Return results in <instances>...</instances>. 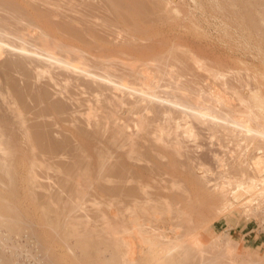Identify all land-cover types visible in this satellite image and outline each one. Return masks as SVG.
I'll return each mask as SVG.
<instances>
[{"label": "rangeland", "instance_id": "1", "mask_svg": "<svg viewBox=\"0 0 264 264\" xmlns=\"http://www.w3.org/2000/svg\"><path fill=\"white\" fill-rule=\"evenodd\" d=\"M8 1L0 264H264V0Z\"/></svg>", "mask_w": 264, "mask_h": 264}, {"label": "bare ground", "instance_id": "2", "mask_svg": "<svg viewBox=\"0 0 264 264\" xmlns=\"http://www.w3.org/2000/svg\"><path fill=\"white\" fill-rule=\"evenodd\" d=\"M28 1H29V0H28ZM34 1H35V0H34ZM68 1H69V0H68ZM71 1H72V0H71ZM73 1H74V0H73ZM3 2H4V0H3ZM40 2H41V1H40ZM43 2H44V1H43ZM9 3H13V1L10 2V0H9V1H8V4H9ZM16 3H17V2H16ZM3 4L6 5L5 2H4ZM13 4H15V3H13ZM13 4H11V5H12V6H15V5H13ZM17 4H19V3H17ZM28 4H29V3H28ZM32 4H33V3H32ZM19 5H20V4H19ZM29 5H30V7H32L31 4H29ZM17 6H18V5H17ZM17 6H15L14 11H15V10L17 11V10L20 9V8L18 9ZM6 7H7V5H6ZM37 7H38V6H37ZM51 7H52V6H51ZM12 8H14V7H12ZM22 8H23V7H22ZM27 8L29 9V7H27ZM54 8L56 9V7H54ZM59 8H60V7H59ZM136 8H137L138 10H141L140 12H146V13H148V12L151 11V10H149V6H146V5H144L143 3H141V6L139 5V6H137ZM10 9H11V8H10ZM24 9H25V8H24ZM36 9H37V8H36ZM38 9H39V8H38ZM11 10H12V9H11ZM26 10H27V9H26ZM42 10H43V9H42ZM42 10H39V12L37 11V12H38V13H36L37 16L40 15V14L42 15V13H43V11H44L45 9H44L43 11H42ZM16 11H15V12H16ZM21 11H22V10H21ZM40 11H41L42 13H41ZM15 12H14V14H15ZM17 12H19V11H17ZM23 12H24V11H23ZM23 12H22V13H23ZM46 12H47V11H46ZM116 13H117L116 15H117L119 18H122L123 21L125 20V19H124V18H125V17H124L125 15H124L123 13L118 12V11H116ZM24 14H25V13H24ZM36 14L34 13L35 16H33V15H32V16H33V17H37ZM44 14H45V12H44ZM44 14H43L42 17H41V15H40L39 20H40V18L42 19V18L44 17ZM63 14H65V13H63ZM45 15H46V14H45ZM25 16H26V15H25ZM32 16L30 17L31 19H30L29 16H28V21H29V19H30V20L34 23ZM67 16H68V15H67ZM114 16H115V15H114ZM11 17H13V16H11ZM15 17H16V16H15ZM44 18H45V17H44ZM77 18H78V17H77ZM68 19H69V18H68ZM71 19H72V18H71ZM80 19H81V18H80ZM116 19H117V18L115 17V20H116ZM0 20H1V19H0ZM23 20H24V19H23ZM43 20H44V19H42L41 21H43ZM61 20H62V19H61ZM77 20H78V19H77ZM82 20H83V19H82ZM1 21H2V20H1ZM3 21H4V20H3ZM28 21H27V22H28ZM31 21H29L30 24L32 23ZM50 21H51V20H50ZM55 21H56V20H55ZM64 21H65V20H64ZM69 21H70V20H69ZM71 21H72V20H71ZM79 21H80V20H79ZM120 21H121V20H120ZM18 22H19V21H18ZM29 22H28V23H29ZM45 22H46V21H45ZM48 22H49V21H48ZM72 22H73V21H72ZM74 22H76V20H75ZM74 22H73V23H74ZM81 22H82V21H81ZM4 23H6V22L4 21ZM13 23H14V22H13ZM39 23H40V22H39ZM42 23H44V21H43ZM54 23H55V22H54ZM59 23H60V22H59ZM70 23H71V22H70ZM73 23H71V24H73ZM8 24H9V23H8ZM8 24H2V23H0V55L3 54V52H4V51H3V47H5V46L7 45V44L4 45V44H5L4 42H5V40L7 39L6 37H8L9 35H11V36L14 35V34H13V33H14V31H13L14 28L11 27L12 25H11V26H8ZM16 24H17V23H16ZM16 24H15V25H16ZM18 24H19V23H18ZM24 24H25V22H24ZM30 24H28V25L30 26ZM46 24H47V23H46ZM50 24H51V23H50ZM56 24H57V21H56ZM32 25H34V24H32ZM35 25H36V22H35ZM45 26H46V25H45ZM56 26H58V24H57ZM77 26H78V22H77ZM31 27H32V26H31ZM37 27H38V26H37ZM40 27H41L40 30H42L44 26H40ZM54 27H55V26H54ZM71 27H72V26H71ZM75 27H76V26H75ZM78 27H79V26H78ZM86 27H87V26H86ZM136 27H138V24H136ZM17 28H18V25H17ZM32 28H34V26H33ZM56 28H57V27H56ZM59 28H60V27L58 26L57 29H59ZM68 28L71 29L70 27H68ZM76 28H77V27H76ZM89 28H90V27H89ZM15 29H16V28H15ZM51 29H52L51 27H50V29L48 28V31L51 32V31H50ZM64 29H65V28H64ZM64 29H63V28H62L61 30L59 29V30L56 31V32L59 33V31H60L59 34H61L62 32H64V31H62V30H64ZM84 29L86 30L85 33H87V32L89 31L87 28H84ZM84 29H83V30H84ZM65 30H67V29H65ZM18 31H19V30H18ZM42 31H44V29H43ZM42 31H40V32H42ZM83 32H84V31H83ZM43 33H45V32H43ZM51 33H52V32H51ZM45 34H46V33H45ZM54 34H55V33H54ZM54 34L52 33V36H55ZM56 34H57V33H56ZM63 34H64V36L66 35L65 32H64ZM68 34H69V33H67V35H68ZM71 34H72V33H71ZM71 34H69V37H70ZM74 34H75V33H74ZM93 34H94V33H93ZM15 35H16V34H15ZM26 35H27V34H26ZM31 35H32V34H31ZM31 35H29V36L31 37ZM34 35H35V34H34ZM84 35H85V34H84ZM84 35H83V36H84ZM86 35H87V34H86ZM11 36H10V37H11ZM19 36L21 37V35H19ZM22 36H23V35H22ZM47 36H48V35H47ZM56 36H57V35H56ZM62 36H63V35H62ZM89 36H90V35H89ZM89 36H88V37H89ZM16 37H18V36L16 35ZM16 37H15V39H16ZM33 37H34V36L32 35V38H33ZM44 37H45V36H44ZM50 37H51V36H50ZM66 37H67V36H65V38H66ZM72 37H73V36H72ZM97 37H99V36H97ZM97 37H96V38H97ZM12 38H14V36H13ZM18 38H19V37H18ZM35 38L38 39L39 37L37 38V37L35 36ZM35 38H33L32 40H28L29 37H28V39H26L25 37H21V41H22L23 43H27V42H31V41L33 42V40H34ZM58 38H59V37H58ZM58 38H57V39H58ZM61 38H62V37H61ZM61 38H60V39H61ZM91 38H92V36H91ZM9 39H10V38H9ZM15 39H14V40H15ZM25 39L28 40V41H27V42H24V41H26ZM54 39H56V37H54L53 40H54ZM103 39H104V38H103ZM105 39H106V38H105ZM114 39H115V38H114ZM16 40H18V39H16ZM19 40H20V39H19ZM42 40H43V39H42ZM62 40H63V39H62ZM68 40H69V39H68ZM34 41L37 42L38 40H34ZM55 41H56V40H55ZM57 41H59V40H57ZM69 41H70V40H69ZM93 41H94V40H93ZM103 41H104V40H103ZM109 41H110V40H109ZM126 41H127V39H126ZM133 41H134V40H133ZM14 42H16V41H14ZM117 42H118V41H117ZM8 43H9V42H8ZM19 43H20V42H19ZM23 43H22V45H23ZM56 43H57V42H56ZM110 43H111V42H110ZM13 44H14V43H13ZM42 44H43V43H42ZM42 44H41V45H42ZM58 44H59V43H58ZM95 44H96V43H95ZM32 45H33V44H32ZM35 45H36V44H35ZM37 45H38V44H37ZM44 45H45V44H44ZM63 45H65V44H63ZM66 45H67V43H66ZM92 45H94V44H92ZM14 46H15V45H14ZM14 46H13V48H14ZM25 46H26V44H25ZM133 46H134V45H133ZM7 47H8V45H7ZM30 47H31V46H30ZM39 47H40V46H39ZM39 47H38V48H39ZM43 47H44V46H43ZM53 47H54V46H53ZM60 47H61V46H60ZM65 47H66V46H65ZM95 47L98 48V46H96V45H95ZM99 47H100V46H99ZM8 48H9V47H8ZM10 48H11V46H10ZM10 48H9V50H10ZM13 48H11V49H13ZM139 48H140V46H139ZM148 48H149V47H148ZM14 49H15V48H14ZM14 49H13V50H14ZM21 49H22V48H21ZM21 49H15V50H17V51L20 50V51H21ZM40 49H41V48H40ZM45 49H46V48H45ZM98 49L100 50V48H98ZM101 49H102V48H101ZM103 49H106V48H103ZM133 49H134V48H133ZM23 50H24V49H23ZM25 50H26V49H25ZM25 50H24V51H25ZM32 50H33V49H32ZM67 50H69V49L67 48ZM99 50H98V51H99ZM136 50H137V49H136ZM24 51H23V52H24ZM30 51H31V50H30ZM39 51H40V50H39ZM55 51H56V50H55ZM55 51H54V52H55ZM79 51H80V50H79ZM82 51H83V50H82ZM98 51H97V52H98ZM153 51H154V50H153ZM14 52H15V51H14ZM25 52L28 53V51H25ZM25 52H24V53H25ZM49 52H50V51H49ZM54 52H50V53H54ZM62 52H63V50H62ZM64 52H66V51H64ZM70 52H71V51H70ZM84 52H85V51H84ZM118 52H119V51H118ZM24 53H23V54H24ZM35 53H36L37 55H39L41 59H42V58H46L45 60H48V59H47V56L44 55L43 52H42V54H40V53H38V52H35ZM46 53H47V51H46ZM68 53H69L68 51H67L66 53H64L65 56L62 57V58L64 59V58L66 57V54H68ZM85 53H86V52H85ZM104 53H105V52H104ZM119 53H120V52H119ZM157 53H158V52H157ZM33 54H34V53H32L31 56H32ZM47 54H48V53H47ZM72 54H73V53H72ZM78 54H79V53H78ZM125 54H126V53H125ZM149 54H150V53H149ZM152 54H153V53H152ZM34 55H35V54H34ZM48 55L50 56V58L52 57L50 54H48ZM57 55H59V54H57ZM69 55H70V54H69ZM108 55H111V54H107L106 56L108 57ZM129 55H130V53H129ZM132 55H133V54H132ZM154 55H156V54H154ZM4 56H5V55H4ZM35 56H36V55H35ZM60 56H61V53H60ZM60 56H53V58H55V59L59 58V60H60V58H61ZM80 56H81V55H80ZM9 57H10V56H9ZM67 57H68V56H67ZM67 57H66V58H67ZM70 57H71V56H70ZM81 57H82V56H81ZM95 57H96V56H95ZM98 57H99V56H98ZM104 57H105V56H104ZM36 58H37V56H36ZM40 58H37V60L40 59ZM80 59H81V58H80ZM94 59H95V58H94ZM97 59H98V58H97ZM12 60H13V59H12ZM52 60H53V61H56V60H54V59H51L50 61H52ZM59 60H58V61H59ZM64 60L67 61L68 58H67V60H66V59H64ZM75 60H76V59H75ZM84 60H85V59H84ZM100 60H101V59H100ZM3 61H4V60H3ZM13 61H14V62H11V63H9L8 61H7V62H8V64H10V65L15 64L16 62H19V65H20V64L22 65V63H20L19 60H16V61H15V59H14ZM39 61H41V60H39ZM69 61H70V60H69ZM97 61H98V60H97ZM101 61H103V60H101ZM36 62H37V61H36ZM56 62H57V61H56ZM59 62H61V61H59ZM63 62H64V61H63ZM3 63H4V62H3ZM3 63L1 62V64H3ZM23 63H24V62H23ZM25 63H26V62H25ZM25 63H24V64H25ZM37 63H38V62H37ZM47 63H49V62H47ZM50 63H51V62H50ZM50 63H49V64H50ZM53 63H54V62H53ZM89 63H90V62H89ZM91 63H92V62H91ZM97 63H98V62H97ZM26 64H27V63H26ZM29 64H30V63H29ZM33 64H34V63H33ZM68 64H70V63H68ZM68 64H67V65H68ZM19 65H17V63H16V66H14V67H18ZM21 65H20V66H21ZM44 65H45V64H44ZM64 65H65V64H64ZM82 65H83V64H82ZM93 65H94V67H95V64H93ZM98 65H99V64H98ZM12 66H13V65H12ZM34 66H35V65H33V67H34ZM52 66H53V65H52ZM60 66H61V65H60ZM101 66H103V65H101ZM101 66H100V68H101ZM105 66H106V65H105ZM2 67L4 68L3 65H2ZM5 67H6V66H5ZM22 67H23V66H22ZM26 67H27V65H26ZM37 67H38V66H37ZM40 67H41V66H40ZM44 67H46V66H44ZM58 67H59V66H58ZM62 67H63V66H62ZM85 67H87V66L85 65ZM3 68H2V69H3ZM6 68H10V67L7 65ZM104 68H105V67H104ZM28 69H30L29 66H28ZM36 69H37V68H36ZM36 69H35V70H36ZM0 70H1V69H0ZM3 70H4V69H3ZM3 70H2V71H3ZM5 70H6V69H5ZM37 70H38V69H37ZM66 70H67V69H66ZM68 70H69V69H68ZM24 71L27 72V69H25ZM70 71H71V70H70ZM81 71H82V69H81ZM81 71H80V72H81ZM21 72H23V70H22ZM28 72H29V71H28ZM33 72H34V71H33ZM67 72H68V71H67ZM71 72H72V71H71ZM83 72H84V69H83ZM83 72H81V73H83ZM117 72H118V71H117ZM23 73H24V72H23ZM72 73H73V72H72ZM105 73H106V70H105ZM27 74H28V73H27ZM54 74H55V73H54ZM65 74H66V73H65ZM83 74H84V73H83ZM86 74H87V73H86ZM90 74H91V76H92V73H90ZM160 74H161V73H160ZM52 75H53V74H52ZM54 76H55V75H54ZM77 76H78V75H77ZM101 76H102V75H101ZM143 76H145V75H143ZM78 77H79V76H78ZM136 77H137V76H136ZM103 78H104V77H103ZM103 78H102V79H103ZM161 78H162V77H161ZM161 78H160V79H161ZM54 79H55V78H54ZM150 79H151V78H150ZM55 81H57V80H55ZM87 81H88V80H87ZM95 81H96V80H95ZM111 81H112V80H111ZM104 82H105V79H104ZM191 82H192V80H191ZM195 82H196V81H195ZM1 83H2V82H1ZM135 83H136V82H135ZM188 83H189V82H188ZM188 83H187V84H188ZM193 83H194V80H193ZM198 83H199V82H198ZM4 84H5V83H4ZM10 85H11V84H10ZM10 85L8 84V87H9ZM13 85H14V83H13ZM97 85H98V84H97ZM122 85H123V84H122ZM133 85H134V84H133ZM149 85H150V84H149ZM188 85H190V84H188ZM200 85H201V84H200ZM0 86H1V84H0ZM3 86H4V85H3ZM124 86H125V85H124ZM150 86H151V85H150ZM150 86H148V87H150ZM190 86H191V85H190ZM192 86H193V85H192ZM198 86H199V85H197V87H198ZM5 87H6V86H5ZM88 87H89V86H88ZM92 87H93V86H92ZM141 87H142V86H141ZM148 87H147V88H148ZM202 87H203V86H202ZM3 88H4V87H3ZM97 88H98V87H97ZM193 88H195V87H193ZM91 89H92V88H91ZM122 89H123V88H122ZM129 89H130V88H129ZM196 89H197V88H196ZM96 90H97V89H96ZM101 90H102V89H101ZM9 91H10V92H11V91L13 92L12 89L9 90ZM18 91H19V89H18ZM44 91H45V90H44ZM44 91H43V92H44ZM98 91H99V90H98ZM127 91H128V90H127ZM139 91H140V90H139ZM198 91H199V90H198ZM43 92H42V94H44ZM111 92H113V90H111ZM130 92H131V90H130ZM132 92H133V91H132ZM6 93H7V92H6ZM11 94H12V93H11ZM35 94H36V93H35ZM47 94H48V93H47ZM49 94H50V93H49ZM128 94H129V93H128ZM9 96H10V95H9ZM21 96H22V95H21ZM34 96H35V95H34ZM36 96H37V95H36ZM40 96H41V94H40ZM0 97H2L3 100L6 99V97H5V99H4V91H3V89H2V86L0 87ZM8 98H9V97H7V99H8ZM14 98H15V96H14ZM14 98L12 97V99H14ZM43 98H44V96H43ZM46 98H47V97H46ZM35 99H36V98H35ZM40 99H42V98H40ZM5 101H7V100H5ZM14 101H15V100H14ZM11 102H12V101H11ZM56 104H57V103H56ZM51 106H53V105H51ZM55 106H56V105H55ZM61 106H62V105H61ZM18 107H19V106H18ZM142 109H143V108H142ZM0 110H1V109H0ZM18 110H19V108H18ZM130 110H132V109H130ZM133 110H134V109H133ZM19 115H20V114H19ZM167 115H168V114H167ZM0 116H2V115H0ZM0 118H1V117H0ZM186 122H187V121H186ZM0 123H1V122H0ZM8 124H9V123H8ZM8 124H7V125H8ZM37 125H38V126H37ZM15 126H16V125H15ZM41 126H42V125H41ZM34 127H35V126H34ZM37 127H38V128L40 127L39 124H36V128H35V130H33L34 135H40L39 133H41V135H42V134L44 133V131H42V130H44V129H41V131H42V132H41V131L39 130V129H40V128H39V129H38V133H37ZM193 127H194V126H193ZM5 128H6V127H5ZM13 128H14V127H13ZM13 128H12V129H13ZM41 128H42V127H41ZM195 128H196V127H195ZM2 129H3V128H2ZM12 129H11V130H12ZM26 129H27V128H26ZM3 130H4V129H3ZM9 130H10V129H9ZM24 130H25V129H24ZM31 130H32V129H31ZM14 131H15V130H14ZM25 131L28 133V130H25ZM39 131H40V132H39ZM5 132H6V131H5ZM5 132H4V133H5ZM23 132H24V131H23ZM26 132H25V133H26ZM35 132H36V133H35ZM27 133H26V134H27ZM33 133L30 132V134H33ZM13 134H14V133H13ZM23 134H24V133H23ZM199 134H200V133H199ZM6 135H8V134H6ZM0 136H1V135H0ZM2 136H3V135H2ZM8 136H9V135H8ZM43 136H44V134H43ZM10 137H12V136H10ZM41 137H42V136H41ZM29 138H30V137H29ZM37 138H38V140H39L40 136H37ZM37 138H35V139H37ZM16 139H17V138H16ZM30 139H31V138H30ZM33 139H34V138H33ZM35 139H34V140H35ZM41 139H42V138H41ZM30 141H33V140H30ZM33 142H34V141H33ZM37 142H39V141H37ZM35 143H36V142H35ZM40 143H41V142H40ZM40 143H38V144L40 145ZM32 144H34V143H32ZM36 144H37V143H36ZM259 144H260V143H259ZM34 145H35V144H34ZM34 145H33V146H34ZM39 145H37L38 148H40ZM46 145H47V144H46ZM41 146H42V145H41ZM47 146H48V145H47ZM34 147H35V146H34ZM48 147H49V146H48ZM48 147H47V148H48ZM50 147L52 148L53 146H50ZM30 148L32 149V147H30ZM47 148H44V149L49 150V149H47ZM51 148H50V149H51ZM54 148H56V145H55ZM54 148H53V149H54ZM261 149H262V148H261ZM33 150H34V149H33ZM36 150H37V149H36ZM51 150H52V149H51ZM38 151H39V150H38ZM255 151H256V150H255ZM44 152H45V151H43L42 153H44ZM34 153H35V151H34ZM34 153H33V154H34ZM45 154H46V153H45ZM36 155H37V154H36ZM0 158H1V157H0ZM250 158H251V157H250ZM1 161H2V160H1ZM1 161H0V162H1ZM7 162H8V161H7ZM22 164H23V163H22ZM6 166H8V165H6ZM11 166H12V165H11ZM19 166H20V165H19ZM9 167H10V166H9ZM12 167L15 168V166H12ZM2 169H5V166H2ZM8 169H9V168H8ZM12 169H13V168H12ZM6 170H7V168H6ZM14 170H15V169H14ZM253 170H254V169H253ZM3 171H4V170H3ZM7 171H8V170H7ZM250 171H251V170H250ZM8 172H9V171H8ZM253 172H254V171H253ZM8 174H9V173H8ZM30 174H31V173H30ZM30 174H29L28 176H30ZM32 175H33V172H32ZM34 175H35V174H34ZM11 178H13V177H11ZM21 178H22V177H21ZM253 178H254V177H253ZM29 180H32V178H30ZM33 182H34V181H32V183H33ZM36 182H37V181H36ZM29 183H30V182H29ZM37 183H38V182H37ZM30 185H31V183L29 184V187H30ZM31 186H32V185H31ZM29 187H28V188H29ZM63 187H64V186H63ZM60 189L63 190V191L65 190V188L63 189V188H61V187H60ZM67 189H69V188H67ZM78 189H79V188H77V190H78ZM57 191H58V190H57ZM66 191H67V190H66ZM32 192H33V191H32ZM59 192H61V191H59ZM69 192H70V191H69ZM75 192H76V191H75ZM31 194H34V193H31ZM49 194H50V193H49ZM53 194L56 195V193H53ZM53 194H52V195H53ZM60 194L62 195V193H60ZM64 194H65V193H64ZM52 195H50V196H52ZM54 195H53V198H54ZM67 196H68V195H67ZM83 196H84V195H83ZM46 197H47V196H46ZM48 197H49V196H48ZM56 197H57V196H56ZM60 197H61V196H60ZM60 197H59V198H56V199L59 200ZM69 197H70V196H69ZM50 198H51V197H50ZM56 199H55V200H56ZM61 200L63 201V199H61ZM47 201H48V200H47ZM56 201H57V200H56ZM64 201H65V200H64ZM53 202H54V201H53ZM53 202H52V203H53ZM50 203H51V202H50ZM71 210H72V209H71ZM98 242H100V241H98ZM101 242H102V241H101ZM80 243H81V242H80ZM82 244H83V243H81V245H82ZM89 244H90V243H89ZM91 244H92V243H91ZM97 245H98V244H97ZM97 245H96V246H97ZM136 245H137V244H136ZM104 246H105V245H104ZM94 247H95V245H94ZM94 247H93V248H94ZM85 248H86V247H85ZM115 249H116V248H115ZM94 250H95V248H94ZM102 250H103V249H102ZM102 250L100 251V249H97V251H100V252H103L105 249H104L103 251H102ZM139 250H140V249H139ZM154 252H155V251H154ZM112 254H113V253H112ZM112 254H111V255H112ZM153 254H154V253H153ZM107 256H108V255H107ZM109 256H110V255H109ZM104 262H105V261H104ZM113 262H114V261H113ZM111 263H112V262H111ZM115 263H116V262H115ZM103 264H104V263H103ZM116 264H118V263H116Z\"/></svg>", "mask_w": 264, "mask_h": 264}]
</instances>
